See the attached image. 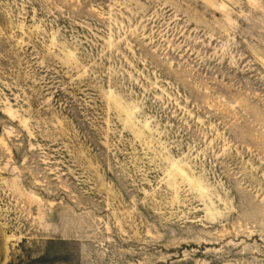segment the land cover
<instances>
[{"label":"rangeland","instance_id":"obj_1","mask_svg":"<svg viewBox=\"0 0 264 264\" xmlns=\"http://www.w3.org/2000/svg\"><path fill=\"white\" fill-rule=\"evenodd\" d=\"M0 264H264V0H0Z\"/></svg>","mask_w":264,"mask_h":264}]
</instances>
